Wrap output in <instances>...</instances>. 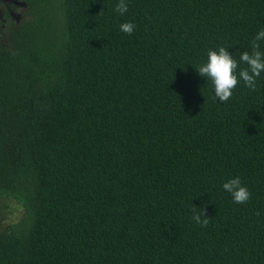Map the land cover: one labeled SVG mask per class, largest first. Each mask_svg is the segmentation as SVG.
Returning a JSON list of instances; mask_svg holds the SVG:
<instances>
[{"label": "trees", "instance_id": "obj_1", "mask_svg": "<svg viewBox=\"0 0 264 264\" xmlns=\"http://www.w3.org/2000/svg\"><path fill=\"white\" fill-rule=\"evenodd\" d=\"M19 2L0 28V264H264V72L220 103L196 71L220 47L247 67L264 0Z\"/></svg>", "mask_w": 264, "mask_h": 264}, {"label": "clouds", "instance_id": "obj_2", "mask_svg": "<svg viewBox=\"0 0 264 264\" xmlns=\"http://www.w3.org/2000/svg\"><path fill=\"white\" fill-rule=\"evenodd\" d=\"M115 11L121 15L125 14L128 11L126 0H119V3L115 6ZM135 27L136 25L132 22H126L120 25V30L132 35ZM261 41H264V29H260L251 41L252 51L240 54V62L247 65V67L240 68L238 74V62L230 54L229 50L224 47H220L218 51L210 50L207 63L196 70L201 77L212 81L215 98L220 103H225L231 98L233 90L241 79L247 88L255 91L256 80L264 72V51H261ZM223 189L232 195L234 202L237 204L246 203L250 199L251 194L247 187L242 185L239 177L225 182ZM193 213L192 219L196 223L202 227L208 225L209 219L203 218L206 215L204 209H200V212H197L194 207ZM256 215L259 216L260 213L257 212Z\"/></svg>", "mask_w": 264, "mask_h": 264}, {"label": "flooded vegetation", "instance_id": "obj_3", "mask_svg": "<svg viewBox=\"0 0 264 264\" xmlns=\"http://www.w3.org/2000/svg\"><path fill=\"white\" fill-rule=\"evenodd\" d=\"M18 0H0V28H4L8 20L20 19V13L13 10V5L18 6Z\"/></svg>", "mask_w": 264, "mask_h": 264}, {"label": "rangeland", "instance_id": "obj_4", "mask_svg": "<svg viewBox=\"0 0 264 264\" xmlns=\"http://www.w3.org/2000/svg\"><path fill=\"white\" fill-rule=\"evenodd\" d=\"M21 3H18V5H20Z\"/></svg>", "mask_w": 264, "mask_h": 264}]
</instances>
